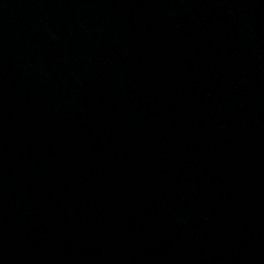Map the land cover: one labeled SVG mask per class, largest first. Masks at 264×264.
Wrapping results in <instances>:
<instances>
[{
    "label": "water",
    "instance_id": "water-1",
    "mask_svg": "<svg viewBox=\"0 0 264 264\" xmlns=\"http://www.w3.org/2000/svg\"><path fill=\"white\" fill-rule=\"evenodd\" d=\"M264 255V0H0V264Z\"/></svg>",
    "mask_w": 264,
    "mask_h": 264
}]
</instances>
